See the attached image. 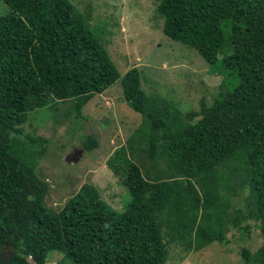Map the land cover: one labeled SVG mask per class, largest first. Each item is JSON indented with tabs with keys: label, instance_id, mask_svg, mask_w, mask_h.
<instances>
[{
	"label": "trees",
	"instance_id": "1",
	"mask_svg": "<svg viewBox=\"0 0 264 264\" xmlns=\"http://www.w3.org/2000/svg\"><path fill=\"white\" fill-rule=\"evenodd\" d=\"M3 1L0 253L13 252L8 264H46L51 251L59 264H167L172 246L188 254L226 243L250 221L263 243L243 248L245 263L264 264V0H159L164 32L222 76L213 102L188 111L149 95L137 67L122 76L91 12L73 0ZM119 79L144 117L107 160L128 190L123 210L93 183L47 206L50 183L36 164L47 146L38 129L26 130L31 112L71 100L80 117ZM98 144L91 135L84 147Z\"/></svg>",
	"mask_w": 264,
	"mask_h": 264
},
{
	"label": "rangeland",
	"instance_id": "2",
	"mask_svg": "<svg viewBox=\"0 0 264 264\" xmlns=\"http://www.w3.org/2000/svg\"><path fill=\"white\" fill-rule=\"evenodd\" d=\"M73 1L91 12V23L101 28L102 39L122 76L137 67L141 85L149 95H164L183 111L199 109L203 98L213 102L222 76L210 72V65L196 49L164 32V19L157 9L159 0ZM9 10L0 0V14ZM143 118L125 100L121 79L92 97L80 117L71 100L54 101L32 111L26 130L32 129L34 134L38 129V134L45 137L44 148L47 146L45 154L36 159L37 172L50 183L46 205L62 206L82 185L93 183L100 188L102 198L123 210L128 190L113 175L107 160L127 143ZM91 135L99 144L86 150L84 145ZM44 148L41 143L37 150ZM80 151L83 153L78 160L67 161L69 155ZM246 226L231 229L226 243L214 242L188 254L172 246L167 264H246L243 248L254 252L263 243L258 223L250 221ZM3 252L13 254L8 249ZM49 255L46 264H59V252Z\"/></svg>",
	"mask_w": 264,
	"mask_h": 264
},
{
	"label": "water",
	"instance_id": "3",
	"mask_svg": "<svg viewBox=\"0 0 264 264\" xmlns=\"http://www.w3.org/2000/svg\"><path fill=\"white\" fill-rule=\"evenodd\" d=\"M80 153H83V152H77V153H74V154H71L67 157V161L69 162H72L73 160H78V158H80L79 156ZM13 254H10V253H5V252H1L0 253V264H8L12 258Z\"/></svg>",
	"mask_w": 264,
	"mask_h": 264
}]
</instances>
